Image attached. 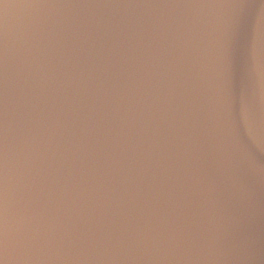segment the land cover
Segmentation results:
<instances>
[{
	"label": "water",
	"instance_id": "water-1",
	"mask_svg": "<svg viewBox=\"0 0 264 264\" xmlns=\"http://www.w3.org/2000/svg\"><path fill=\"white\" fill-rule=\"evenodd\" d=\"M0 264H264V0H0Z\"/></svg>",
	"mask_w": 264,
	"mask_h": 264
}]
</instances>
